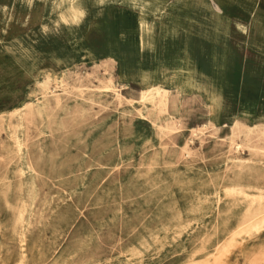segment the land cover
Instances as JSON below:
<instances>
[{"label": "rangeland", "instance_id": "374dc122", "mask_svg": "<svg viewBox=\"0 0 264 264\" xmlns=\"http://www.w3.org/2000/svg\"><path fill=\"white\" fill-rule=\"evenodd\" d=\"M90 1L72 31L41 2L0 0V264H264V0H216L219 38L191 27L203 64L232 46L214 104L145 94L140 69L91 56L127 14Z\"/></svg>", "mask_w": 264, "mask_h": 264}, {"label": "crops", "instance_id": "0c3cea01", "mask_svg": "<svg viewBox=\"0 0 264 264\" xmlns=\"http://www.w3.org/2000/svg\"><path fill=\"white\" fill-rule=\"evenodd\" d=\"M154 1V0H152ZM161 4V8L167 7L173 10V18L177 16V23L180 34V62L183 66L182 74L184 78V85L182 90H207L209 100L214 104L215 90H229L233 84L234 76L230 67L227 54L232 50L231 43L226 41L223 45H220V49L215 52L219 57L214 61L212 68L211 64H203L200 60V55L203 53L201 46L206 43L207 38L204 35L196 37L192 33L191 27L196 24H202L207 31L213 32L214 35L219 38V35L224 31L226 20L220 12L216 11L214 5H218L216 0H155ZM126 7V6H125ZM220 7V6H219ZM215 8V9H214ZM221 9V8H220ZM132 9L126 7V20H132L137 17V12L133 13ZM111 22L104 23V36L99 39V44L95 49L90 50L91 56H97L99 54L109 53L111 59L121 58L119 62V72L130 74L133 69H140L141 76H143L144 70L142 68V61L140 58L139 48H136V40L133 41V29L124 28L125 20L122 23L119 22L117 29L111 28ZM208 27V28H206ZM119 28V29H118ZM241 31H245L246 27L239 26ZM120 30V31H118ZM123 31L126 34V38H123ZM260 37L264 41V27L260 30ZM125 41V43L123 42ZM80 43L87 44L85 38L79 42L78 46L68 45L66 50L62 53L69 57L77 51ZM137 58V63L134 58ZM165 60L159 56L156 57V66L154 69V76L156 78L160 74H168L171 69L165 66ZM248 64V59L246 65ZM244 81L248 82L247 70L245 68L243 74ZM211 90V92L209 91ZM217 92V91H216Z\"/></svg>", "mask_w": 264, "mask_h": 264}, {"label": "bare ground", "instance_id": "6f19581e", "mask_svg": "<svg viewBox=\"0 0 264 264\" xmlns=\"http://www.w3.org/2000/svg\"><path fill=\"white\" fill-rule=\"evenodd\" d=\"M32 1L41 2L45 4L47 8L50 9L49 18L54 25L63 28L64 30L72 31H77L78 28L81 26L87 8L89 7L91 2L90 0ZM113 1L121 2L124 6L128 7L129 9H132L135 13L137 12V17L132 18V20L124 19V28L126 30L128 28L133 29V41L136 40V48H139L140 58L142 61V68L144 70L143 76L140 79L141 85L143 87V92L145 94L160 95L162 90H166L165 88L183 92H191L192 90H182V86L184 85V78L182 74L184 73H182L183 66L180 62V34L177 23V16L173 18L172 15L173 10L169 9L167 5L161 8V4L155 0ZM213 7L216 8L217 12H220L221 9L219 6L214 5ZM131 21L133 26L131 25ZM119 22H121V25H123L122 21ZM119 22L115 24V27L120 25ZM122 37L126 38V34L124 31ZM68 40L69 41L67 42L66 46H78L79 42H81L78 40ZM123 42L125 43V41ZM157 56L165 60L164 64L165 66L171 69V72L168 74H160L156 78L153 72L156 66ZM4 91L6 92V90ZM153 99L155 98L153 97Z\"/></svg>", "mask_w": 264, "mask_h": 264}]
</instances>
